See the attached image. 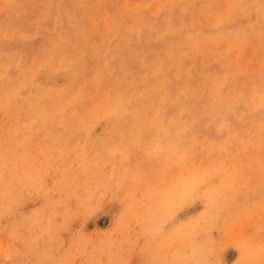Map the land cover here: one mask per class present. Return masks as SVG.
Wrapping results in <instances>:
<instances>
[{
  "label": "rangeland",
  "instance_id": "obj_1",
  "mask_svg": "<svg viewBox=\"0 0 264 264\" xmlns=\"http://www.w3.org/2000/svg\"><path fill=\"white\" fill-rule=\"evenodd\" d=\"M0 264H264V0H0Z\"/></svg>",
  "mask_w": 264,
  "mask_h": 264
}]
</instances>
